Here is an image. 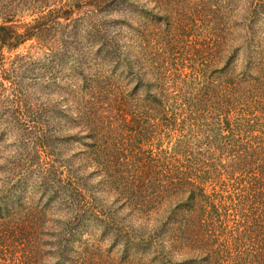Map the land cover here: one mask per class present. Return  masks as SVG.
Returning <instances> with one entry per match:
<instances>
[{
	"label": "trees",
	"instance_id": "trees-1",
	"mask_svg": "<svg viewBox=\"0 0 264 264\" xmlns=\"http://www.w3.org/2000/svg\"><path fill=\"white\" fill-rule=\"evenodd\" d=\"M15 2L0 264H264V0H197L191 21L182 0H19L28 23Z\"/></svg>",
	"mask_w": 264,
	"mask_h": 264
},
{
	"label": "rangeland",
	"instance_id": "rangeland-1",
	"mask_svg": "<svg viewBox=\"0 0 264 264\" xmlns=\"http://www.w3.org/2000/svg\"><path fill=\"white\" fill-rule=\"evenodd\" d=\"M151 1H154V0H151ZM171 1H176V0H171ZM182 1L184 3L183 4L181 2L183 8L181 5L176 6V8H173V9H169V7H168L167 11L169 12V15H170V11H171L172 19H183L184 21L189 19L191 21L190 16L186 17V15L191 10V3H196L197 0H182ZM148 2H150V1H148ZM13 6H15L14 9L16 10V11H14L15 12V18L13 21H16L17 23L20 21L23 23H28L32 20L33 17H35V15L33 14L34 13L33 12L34 11V9H33L34 4L33 5L25 4V3L19 2V0H16L15 4ZM135 17H137V16H134L133 18H135ZM142 21L144 22V19H142ZM124 31H126V29H124ZM153 31H156V29L152 28V29L148 30V33H151ZM186 33H187V36L183 38L182 43L176 42V48L173 51V53L171 54L175 61L177 59H181L185 55H188V53L190 52L189 51L190 46L193 45L195 42V39H194L195 33L194 32H192V34H190L189 32H186ZM153 34L154 33L149 34V35H145V37H146L145 41H146V45H148V48H152V47L158 48L160 45V44H158V41H156V36ZM173 34H175L177 37L179 35V34H177L176 31L173 32ZM168 35H170V33ZM31 44H33V43L28 42L27 44H25V46H23L24 50L26 48H28ZM82 46H84L85 48L87 47L85 44H82ZM178 49H179V51L175 52ZM146 50L148 51L149 49H146ZM38 52L49 54L47 52V50H45L44 48L40 49ZM0 263H3V260L1 258H0Z\"/></svg>",
	"mask_w": 264,
	"mask_h": 264
}]
</instances>
